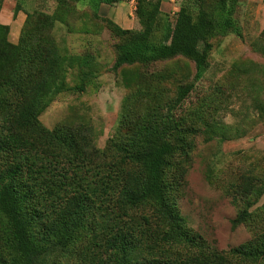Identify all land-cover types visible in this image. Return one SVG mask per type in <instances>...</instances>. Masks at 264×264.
<instances>
[{
  "label": "trees",
  "instance_id": "1",
  "mask_svg": "<svg viewBox=\"0 0 264 264\" xmlns=\"http://www.w3.org/2000/svg\"><path fill=\"white\" fill-rule=\"evenodd\" d=\"M118 1L89 0L88 4L97 15L102 4ZM162 3L137 0L138 30L108 20L121 38L115 45L114 70L182 57L194 63L197 81L209 66L211 38L242 36L235 16L237 0H217L209 8L181 5L166 39L168 20L162 16ZM19 9L17 5L15 12ZM29 19L17 44L7 38L10 26L0 24V214L11 246L8 256L0 250V264H39L51 249L74 244L86 229V216L93 213L105 215L102 231L116 227L103 231L108 257L97 264L263 263L264 225L255 206L264 194V175L242 173L229 189L238 210L234 226L248 224L252 236L227 250L193 233L172 202L168 170L180 166L177 153L183 159L188 156L187 137L196 132L195 125H185L175 112L194 83L177 85L167 102L161 89L154 90L155 102L146 117L124 113L121 127L126 131L106 160L105 151L84 125L62 124L50 130L39 120L57 93L70 88L84 91L97 72L90 68L94 60L90 53L59 52L55 40L41 30L52 26V18L30 25ZM65 62H77L82 68L81 81L73 86L67 83ZM158 73L146 69L149 77ZM160 108L165 109L161 114ZM204 110L198 108L191 116L206 122ZM146 206L150 213L138 221L133 209Z\"/></svg>",
  "mask_w": 264,
  "mask_h": 264
},
{
  "label": "rangeland",
  "instance_id": "2",
  "mask_svg": "<svg viewBox=\"0 0 264 264\" xmlns=\"http://www.w3.org/2000/svg\"><path fill=\"white\" fill-rule=\"evenodd\" d=\"M88 1L0 0V24L10 26L7 38L11 43H19L28 14H35L29 25L45 17L52 18V26L41 30L50 34L62 55L94 56L90 68L97 72V77L85 84L84 91L70 88L57 93L40 114L41 123L50 130L62 124L84 125L108 160L115 151L116 139L126 131L121 127L124 113H129L130 118L146 117L155 102L154 90L161 89V97L167 102L174 97L177 85L193 82L182 107L175 112L185 125H195L196 132L187 137L191 142L188 156L183 159L177 153L175 159L180 160V166L168 170L172 202L187 227L219 250L250 239L252 230L248 224L234 226L238 210L228 193L240 174L264 175V0H237L235 16L242 36L211 38L209 66L204 77L197 81L194 63L182 57L114 70L115 45L121 38L114 34L108 20L127 28L128 24H119L126 17L131 21L127 29H140L135 5L130 0L102 4L96 15ZM163 1L162 16L168 20L166 39L173 26L175 5L177 10L181 5L198 9L217 2ZM17 5L20 9L15 12ZM64 65L68 85L79 83L80 65L77 62ZM147 67L149 71L160 72L159 76H147ZM202 107L206 122H201L199 116H191ZM158 111L161 114L165 109ZM169 137L174 139L173 135ZM255 207L264 225V194ZM133 210L138 221L150 213L148 206ZM103 216L95 213L86 216L87 225L81 237L66 249H51L39 264H97L107 259L104 250L107 235L103 231H115L116 227L102 231L106 225ZM5 221L0 214V250L8 256L11 246Z\"/></svg>",
  "mask_w": 264,
  "mask_h": 264
},
{
  "label": "built area",
  "instance_id": "3",
  "mask_svg": "<svg viewBox=\"0 0 264 264\" xmlns=\"http://www.w3.org/2000/svg\"><path fill=\"white\" fill-rule=\"evenodd\" d=\"M130 2L134 3V5H135L134 8H136L137 0H130ZM173 4H174V3H173ZM176 7H177L176 5L173 7V9H172V15H174L175 12L177 11V8H176Z\"/></svg>",
  "mask_w": 264,
  "mask_h": 264
},
{
  "label": "crops",
  "instance_id": "4",
  "mask_svg": "<svg viewBox=\"0 0 264 264\" xmlns=\"http://www.w3.org/2000/svg\"><path fill=\"white\" fill-rule=\"evenodd\" d=\"M163 2H164V1H163ZM122 19H123V20L120 21L119 24L122 25L123 23H124V24L126 23V24H128V25H127V28H128V27L130 26L129 23H131V21H129L126 17H125V18L123 17ZM129 28H130V27H129Z\"/></svg>",
  "mask_w": 264,
  "mask_h": 264
}]
</instances>
